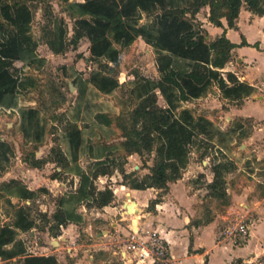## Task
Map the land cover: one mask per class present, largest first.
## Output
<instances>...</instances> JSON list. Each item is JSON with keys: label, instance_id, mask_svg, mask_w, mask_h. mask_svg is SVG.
Returning a JSON list of instances; mask_svg holds the SVG:
<instances>
[{"label": "rangeland", "instance_id": "1", "mask_svg": "<svg viewBox=\"0 0 264 264\" xmlns=\"http://www.w3.org/2000/svg\"><path fill=\"white\" fill-rule=\"evenodd\" d=\"M6 1L12 3L14 0H0V4L7 3ZM23 1H26L33 11L32 18L28 23L29 33L35 37L36 47L30 57L24 55L23 59L13 64L15 69H12L21 77L23 86L20 93L14 94L12 97L7 96L5 99L8 104L12 101L15 108H9L5 104L0 106V138L7 146V156L2 158L0 155V226L6 225L14 239L8 246L9 251L0 253V264H32L26 261L28 254L36 251V242L32 241V236L37 235L38 241H42L44 236L42 232L38 233L35 229L34 234L27 233L30 230L19 223L21 211L28 213L29 216L31 214L37 217L39 221L44 218L46 210L47 212L52 211L50 209L55 196L53 191L45 186H37L42 183V176H47V170L35 169L36 174L30 171L29 168L32 167H29L28 162L33 164V156H30L27 162L24 158L26 154L39 146L36 155L45 156L49 148L54 145V147L64 148L66 151L69 149L67 156L73 163V161H77L83 148H89L90 145H95L96 142L104 141L106 138L109 140L118 138L124 130L121 125H125V129L132 125L134 117L132 111L142 97L138 76L147 77L150 84L156 83L160 77L155 62L158 45L154 38H150L151 40L148 41L142 35H136L124 46L113 41L119 50L117 62H112L106 57L86 58L88 55L86 38L80 40L76 49H70L61 54H52L40 36V27L49 24L50 30L53 31L52 27H56V24L61 23L62 26L66 22L63 11L66 13L65 7L70 1ZM200 16L202 17V13ZM152 17L153 14L143 11L138 23H149ZM60 18H62L61 21ZM196 21L201 22L199 19ZM151 35L153 36L150 34L149 37ZM107 37L111 39V35ZM30 58L33 59L30 60ZM178 62H180V66L181 64L187 65L186 59H180ZM142 83L144 84L145 81ZM173 91L175 92V89ZM152 92L156 95V104L161 107L169 106L174 116L179 117L183 111H187L193 116L194 123L205 125L211 130L207 135L204 132L201 134L209 141L208 144L203 141L193 143L189 146L188 151L179 157L180 175L178 178L184 177L183 182L192 187L189 189L190 193H195V212L192 220L200 221L202 224L206 219H215L214 240H221V243L236 249L238 247L236 244H242L241 241L245 242L249 226L254 219L252 216L255 214V208L250 201L253 196H264V156L257 158L256 149L258 146L243 145L245 139L242 134L245 131L249 132L253 123L250 124L249 121H246L243 132L242 129L237 131L234 122L231 120L230 122L233 124L228 123L224 112L218 113V106H213L218 98L216 93L213 95L215 101L213 100L212 106L209 107L206 106L203 98L193 100L191 103L173 98L168 102L159 88H154ZM59 103H61V109L58 110L57 104ZM79 103L83 104L82 107L90 109L91 116L86 112V116L83 115L81 119L75 117L74 112L71 111H74L75 105ZM30 105L36 108L29 118L27 117V108ZM217 105H219L218 102ZM99 110L109 112L112 116L111 125L104 126L97 121L95 113ZM57 111H63L62 121L50 117ZM77 121L82 125V128L76 126L80 139L92 132L94 138L91 142L94 141L93 143L83 141L82 146L80 143L70 144L68 136L74 131L72 126ZM144 122V118L140 117L137 127L141 128ZM90 123H93L91 127ZM153 134L156 135L155 130H153ZM53 137H55V142H53ZM117 138L110 144L111 151L107 160L113 169L120 164L123 165L127 160L122 154V146ZM159 143L160 141L156 138L150 149H144L140 157L130 156L126 165L133 176L142 177L146 173L147 163H153L156 158V148ZM36 160H38V164L43 162L42 159ZM102 161H106V157ZM219 161L223 163L220 170L223 178L222 187L226 191L225 198L210 195L207 187L208 179H213V166ZM45 165L48 164L45 163ZM48 169L51 171V168ZM10 177L15 179L1 181ZM125 181L129 182L130 177ZM4 183L8 184L7 187L4 186ZM18 185H22L24 191L31 190L28 187L33 186L38 194L28 197L22 193H16L15 189ZM235 188L237 189L235 190ZM167 189L168 186L160 188L156 197L160 199ZM244 189H248L249 192L239 196L235 195ZM8 195L16 197L9 198ZM244 203L250 204L246 206ZM149 207L151 206L149 205ZM243 218H247V222L244 223L247 225L245 233L241 232L244 231L241 228L240 231L237 229L241 226ZM207 241V244L211 243V239H207ZM179 247L178 244L174 246L176 251L179 250ZM228 256V252L223 251L219 256L217 250H214L212 264L225 262ZM114 257L113 264H122L119 254ZM194 261L192 260L189 264H193ZM41 262L42 260L37 264H41ZM128 263L135 264L134 260H129ZM255 263L264 264V257H259ZM232 264H240V260H232Z\"/></svg>", "mask_w": 264, "mask_h": 264}, {"label": "crops", "instance_id": "2", "mask_svg": "<svg viewBox=\"0 0 264 264\" xmlns=\"http://www.w3.org/2000/svg\"><path fill=\"white\" fill-rule=\"evenodd\" d=\"M64 12L66 22L62 26L65 27L64 40L67 46L60 52H54L50 48L47 42L48 36H50V25L48 24V26L42 25L40 27V36L47 49L52 54L65 53L70 49H76L80 40L86 38L88 51L89 39L86 36H81L76 44L69 41L74 32V18ZM200 13H202V17ZM208 14V4L201 6L195 14V19L201 21L200 26L205 30L208 39H214L224 34L234 43L230 50V59L218 68L219 73L228 85L235 82L243 85L244 88L241 90L240 96L228 95L220 88L217 80H212L199 96L181 101L191 103L193 100L203 98L207 104L206 106L210 107L212 106L211 102L214 100L213 95L216 93L218 98H216L213 106H218V113L224 112V117L228 123L233 124L234 122L237 131L242 129L243 132L246 121H249L250 124L253 123L250 131H245L242 134L245 139L243 145L254 144V146H258L256 152L257 158H260L264 156V13L252 12L245 3H242L235 20V26H229L225 16L221 17L222 25H216L209 21ZM54 28L53 26L52 30ZM32 37L35 39L33 35ZM243 39L246 43H242ZM86 58L89 59V51ZM19 60L21 59L14 60L13 64ZM228 73H230L229 76ZM20 90L21 88L14 94L20 93ZM14 94L7 96L12 97ZM5 98L0 106L5 104L7 107L14 109L12 101L8 104ZM217 102L219 105H217ZM82 106L83 104L80 105L79 103L75 105L74 111H71L79 119L83 115L86 116V112L90 115V109ZM30 107L34 110L36 108L33 105H30ZM60 107L61 103L57 104L58 110ZM99 111L109 114L105 110ZM62 112L57 111L51 114L50 117L62 121L64 118ZM110 117L112 116L110 115ZM231 120L233 122H230ZM97 121L104 126L112 123L106 124ZM73 124L78 128H82L78 121ZM92 124L90 123V127ZM83 126L86 127L85 124ZM53 138L54 140H52L55 142V137ZM93 138L94 134L89 132L85 137H81L80 146H82L83 141L91 142ZM116 138L110 140L106 138L104 141L96 142L95 145H90L89 148H83L80 151L81 154L79 153L80 156L77 157V161H73V163L67 156L69 149L66 151L64 148H60L63 153V162L57 163L54 160V153L51 151L54 145L49 148L45 156L36 155L39 146L26 154L24 158L27 162L30 156H33L35 160L42 159L43 162L38 165L28 162L29 167H32L29 169L35 174L37 173L35 169L43 168V170H47V176H42V183L37 186H45V188L53 191L55 195L52 201L53 206L50 209L52 211L47 212L46 210L45 217L41 221L31 214L28 217V219L33 220V224L28 228L30 231L27 233L34 234L35 229L38 233L42 232L44 236L42 241L36 239L37 235L32 236V241L36 242V251H32L33 253L28 255L51 258V261L40 259L39 261L42 260L41 264H113L119 239L131 229H136L147 234L157 233L165 238L171 255L170 264H189L192 260L196 261L193 264H212L214 250H217L219 256L223 251L228 252L229 255L226 257L225 262L221 261L218 264H232V260L235 259L240 260V264H256L255 261L259 257H264V196H253L250 203L255 208V214L252 216L254 219L252 218L253 222L249 226L248 236L245 242L243 241L244 243L241 241L242 244H236L238 245L236 249L232 248L225 243H221V240H214L216 233L215 219L211 218L210 221L198 225L191 223L195 212L196 198L195 193H190L189 189L192 187L183 182L184 177L171 182L168 181V189L151 207H149L150 201L156 197L160 188L154 186L146 188L130 187L122 183V175L117 167H114L111 172L92 177L90 169L94 167L93 163L108 157L111 151L110 144ZM117 139L121 141L123 137L120 135ZM130 156L133 158L140 157L136 152L125 155L127 160L124 162L123 167L126 172H129L126 164ZM2 158H5V156ZM3 160L5 161V159ZM45 163L48 165L44 166ZM147 164L151 165L152 163ZM148 165L145 172L149 171ZM135 166L137 167V165ZM48 168H51V171ZM11 178L14 177L2 179L1 181H7ZM210 180L209 178L208 181ZM90 185L95 187L96 190L109 187L113 192L112 199L107 204L99 205L96 193L91 191ZM4 186L7 187L5 183ZM28 188L36 190L33 186ZM247 188L252 189L253 187ZM245 192L248 193V189H244L241 193L235 195L239 196ZM37 194L36 192L34 196ZM8 197L16 196L8 195ZM125 203H131L134 208L132 212L126 209ZM244 204L249 206L248 203ZM58 207L68 213L69 219L65 224H59V233L54 234L52 231L54 232L57 228L52 215ZM31 228L33 229L31 230ZM207 239H211V243L207 244ZM13 240L4 245V252L9 251L8 246ZM176 244L180 246L177 251L174 248ZM39 261L30 262L37 264ZM121 262L122 264H130L128 263L129 260L122 259Z\"/></svg>", "mask_w": 264, "mask_h": 264}, {"label": "trees", "instance_id": "3", "mask_svg": "<svg viewBox=\"0 0 264 264\" xmlns=\"http://www.w3.org/2000/svg\"><path fill=\"white\" fill-rule=\"evenodd\" d=\"M242 3H245L252 12L264 13V0H83L70 1L67 6L65 5L66 13L74 18V32L69 41L76 44L81 36H86L89 39L88 51L91 59L106 57L112 62H117L119 50L113 41L124 46L136 35H142L148 41L154 38L158 45L155 62L160 77L156 83L150 84L147 77L138 76L142 97L132 111L134 114L132 125L128 129L121 125L124 130L121 133L123 139L120 145L124 156L133 152L141 156L144 149H150L156 138L160 143L156 148V158L148 165L149 171L142 177H135L132 172H126L122 164L117 166L123 178L122 183L134 188L149 186L166 188L168 181L179 177L178 159L188 151L189 146L199 141L208 144L209 141L201 136L203 132L206 135L211 132L207 126L194 123L193 116L187 111H183L179 117L174 116L169 106L161 107L156 104V95L152 91L159 88L168 102L172 98L187 100L199 96L210 81L217 80L226 94L240 96L244 86L235 82L228 85L218 70L230 59V50L234 43L224 34L208 39L205 30L196 21L195 14L201 6L208 4L209 21L222 25L221 17L225 16L228 25L235 26ZM143 11L153 14L149 23H138ZM0 16V103H2L7 95L14 94L23 86L21 77L12 69L13 61L23 59L24 55L30 57L35 51L36 41L29 33L28 21L32 18V11L26 1L2 2ZM150 34L153 36L149 37ZM49 35L47 42L54 52L66 48L65 27L61 26V23L56 24L53 31L49 30ZM109 35L111 39H108ZM242 43H246L244 39ZM180 59H186L187 65L180 66L178 62ZM133 80L136 81L134 78ZM34 112V108H27L28 117ZM140 117H143L145 122L138 128L137 122ZM95 118L106 124L111 122V117L106 112H96ZM72 127L74 131L69 135V142L76 145L79 144L80 137L76 125ZM153 130L156 131V135L153 134ZM6 149V144L0 140L1 157L7 156ZM51 151L57 163L63 162V153L59 147H52ZM107 160L108 157L106 161L93 163L94 167L90 169L92 177L113 170ZM32 163L37 165L38 160L33 159ZM222 165L221 161L215 163L212 169L213 179L207 181V187L210 195L225 198L226 191L222 187L223 178L220 170ZM128 177L130 181L126 182L125 179ZM90 186L91 191L96 193L99 205L107 204L112 199L113 192L109 187L96 190ZM15 191L28 197H33L36 193L35 190L24 191L22 185H18ZM158 200L159 198L155 197L149 205L153 206ZM28 216V213L21 211L19 223L25 228L33 224V220L28 219ZM52 216L57 228L52 233L57 234L59 224H65L69 215L58 207ZM208 221L210 219L204 220L203 223ZM191 223L198 225L200 221L192 220ZM12 239L10 229L6 225L0 226V253L4 252V245ZM40 259L51 261V258L38 255H29L26 261Z\"/></svg>", "mask_w": 264, "mask_h": 264}, {"label": "built area", "instance_id": "4", "mask_svg": "<svg viewBox=\"0 0 264 264\" xmlns=\"http://www.w3.org/2000/svg\"><path fill=\"white\" fill-rule=\"evenodd\" d=\"M239 228L243 233L247 231V218L241 219ZM116 253L123 260L133 261L135 264H170L167 241L160 234H147L141 230L131 229L119 239Z\"/></svg>", "mask_w": 264, "mask_h": 264}, {"label": "water", "instance_id": "5", "mask_svg": "<svg viewBox=\"0 0 264 264\" xmlns=\"http://www.w3.org/2000/svg\"><path fill=\"white\" fill-rule=\"evenodd\" d=\"M125 207L128 211L131 209V203H125Z\"/></svg>", "mask_w": 264, "mask_h": 264}, {"label": "bare ground", "instance_id": "6", "mask_svg": "<svg viewBox=\"0 0 264 264\" xmlns=\"http://www.w3.org/2000/svg\"><path fill=\"white\" fill-rule=\"evenodd\" d=\"M133 209H134V208H133V206L131 205V209H130V211L132 212V211H133Z\"/></svg>", "mask_w": 264, "mask_h": 264}]
</instances>
